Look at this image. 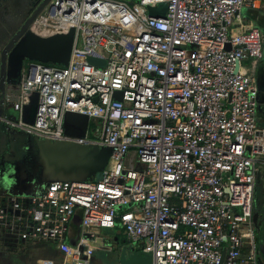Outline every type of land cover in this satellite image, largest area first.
I'll list each match as a JSON object with an SVG mask.
<instances>
[{
	"label": "built area",
	"instance_id": "2783aa9c",
	"mask_svg": "<svg viewBox=\"0 0 264 264\" xmlns=\"http://www.w3.org/2000/svg\"><path fill=\"white\" fill-rule=\"evenodd\" d=\"M160 4L165 16L151 15ZM259 8L257 0H51L31 31L74 29L69 63L26 61L5 97L16 118L0 121L111 154L100 180L1 197L3 245H52L60 254L38 264H94L97 250L113 251L99 231L120 229L129 245L151 252L152 264H264L254 234L264 180L254 73L264 31L240 29L244 10ZM68 113L88 118L83 137L66 133ZM77 210L80 232L70 244Z\"/></svg>",
	"mask_w": 264,
	"mask_h": 264
},
{
	"label": "water",
	"instance_id": "95a60500",
	"mask_svg": "<svg viewBox=\"0 0 264 264\" xmlns=\"http://www.w3.org/2000/svg\"><path fill=\"white\" fill-rule=\"evenodd\" d=\"M50 1H40L32 15L3 49L0 62L2 90L6 83L13 86L19 85L22 68L26 61L68 65L74 40V29H71L67 34L50 37H41L31 31L32 24L43 13ZM166 9V4H160L156 8H148L149 13L157 17L165 16ZM88 61L100 66L104 65L103 62H97L93 58H89ZM114 96L118 100L122 99V94L119 92H116ZM30 100L25 122L33 124L37 111L38 94L33 93ZM0 114L3 115L2 110ZM72 122L77 124L74 131L70 127ZM87 125L88 118L86 116L73 113L66 115L65 129L67 134L83 137ZM33 140L35 143H32L30 149L35 145L37 154L28 161L26 160L25 164L23 161L16 162L17 167L15 166L17 170L15 178L19 179V176L23 178V182H17V184L23 183L25 188L21 191L13 190L12 194L38 195L43 192L47 184L52 182H85L94 177L96 180H100L111 154L110 148L97 145L83 146L72 142L50 141L36 136ZM16 187L19 188L18 185ZM31 188L34 189L31 190ZM255 220H257V216ZM118 244L120 245L118 247L120 264H152L151 257L129 245L127 241Z\"/></svg>",
	"mask_w": 264,
	"mask_h": 264
},
{
	"label": "rangeland",
	"instance_id": "374dc122",
	"mask_svg": "<svg viewBox=\"0 0 264 264\" xmlns=\"http://www.w3.org/2000/svg\"><path fill=\"white\" fill-rule=\"evenodd\" d=\"M41 0H0V62H1V53L3 49L7 46L10 40L14 35L21 29L25 21L29 18V15L37 7L38 3ZM136 1V0H130ZM264 10V6H263ZM255 77L260 84V99L261 103L264 106V58L257 65L255 69ZM9 89V88H8ZM6 87L1 91V77H0V108L1 104L4 106V100L9 92ZM12 119H15L12 116ZM8 125V126H7ZM7 125L0 128V199L3 196V193L9 191V187H16L18 184V178H15L16 163L8 164L7 162H12L16 158L20 159V162H24L31 157H28V151L23 152V150L13 147V144L16 142L15 129L16 127L7 123ZM20 139V138H18ZM33 144L35 143L32 138ZM32 157L37 154L36 146L31 149ZM16 166V167H15ZM30 172V170H29ZM4 180H7L6 182ZM9 180V181H8ZM6 195V194H5ZM254 214L257 216V224L261 225V236L264 240V180L260 183L257 188L255 203H254ZM80 230L78 231L79 234ZM112 230H100L98 235L107 242L108 240L112 241L114 249L111 252H105L102 249H99L95 252L93 256L94 264H120V245L118 242L122 243L124 241V235L117 234L119 238L116 241V237L109 238V234ZM116 232V231H115ZM118 233V232H117ZM109 244V243H107ZM33 250V251H32ZM32 251V252H31ZM30 252V253H29ZM148 256L151 257V252H147ZM39 251L36 248H31L29 250L21 249L15 250L3 245L0 239V264H20L19 261L26 263L27 259L31 261L32 257L36 258L39 256ZM18 258L21 260H15ZM27 264V263H26ZM31 264V263H29Z\"/></svg>",
	"mask_w": 264,
	"mask_h": 264
},
{
	"label": "crops",
	"instance_id": "0c3cea01",
	"mask_svg": "<svg viewBox=\"0 0 264 264\" xmlns=\"http://www.w3.org/2000/svg\"><path fill=\"white\" fill-rule=\"evenodd\" d=\"M257 3L260 7L258 10L245 9L244 12L242 13V20L240 23L241 24V27H240L241 30H246V29H249L252 27H259L264 31V10H263L264 0H257ZM6 87H7V89L9 88L8 91H10V89H13L12 85L7 84V83L4 85V89H6ZM3 90L1 87V91H3ZM10 106H11L10 104L5 105V100H4V106H2V104H1L0 111L2 110L3 115L8 116L9 118H12V116H14V118H16L15 113L13 111H11ZM0 115H2V114H0ZM259 122L262 125L264 124V112H262L261 110H260V115H259ZM5 125H7V122L0 121V128H2V126H5ZM15 135H16L17 139H16L15 144H13V147L19 148V149L23 150V152L28 151L29 147H31V145L33 143L32 138H34L35 136L33 134L25 131V130L18 129V128L15 129ZM18 138H20V139H18ZM18 161H20V159L16 158L12 162H7V163L12 164V163H16ZM4 181L6 182L7 180H4ZM9 188L12 190L10 191V189H9V191L4 192L3 196H7V195L9 196V195H11V192H13V190H19L17 188L14 189L13 187H9ZM19 191H21V190H19ZM18 194H21V193H18ZM78 231H79V228H78V230H73L68 234L67 240L70 244L76 243ZM124 233L125 232L120 230V229L112 230V232L109 234V238L111 239L112 237H116L115 240L118 241L119 238L117 237V234H122V235H124V241H126V235ZM103 241L104 240L102 239V242ZM107 243H109V244H107ZM105 244L114 249V245L112 244V241L108 240L107 242H105ZM35 248L39 251L40 254L36 258H34L35 256L32 257L30 262H28L30 259H27L26 260L27 264H29V263L38 264V261L40 259H43V258H51V259H59L60 258V254L57 253L53 249L52 245L40 246V247H35ZM14 259L15 260H21L18 258H14ZM19 262H20V264H24L23 261H19Z\"/></svg>",
	"mask_w": 264,
	"mask_h": 264
},
{
	"label": "flooded vegetation",
	"instance_id": "af4514ba",
	"mask_svg": "<svg viewBox=\"0 0 264 264\" xmlns=\"http://www.w3.org/2000/svg\"><path fill=\"white\" fill-rule=\"evenodd\" d=\"M40 4V2L38 3V5ZM37 5V6H38ZM32 13H33V11H32ZM32 13L29 15V17L32 15ZM26 22V21H25ZM260 85V84H259ZM261 87V86H260ZM261 89V88H260ZM261 91V90H260ZM260 99V98H259ZM260 101H261V99H260ZM260 110L262 111V112H264V106L262 105V103L260 102ZM32 150L30 149V147H29V151H28V157L30 158V157H32ZM25 181V180H24ZM20 182H23V178H22V176H19V180H18V183H20ZM18 186H19V188L18 187H13L14 189H19V190H24L23 188H25L24 186H23V183H21V184H18ZM12 187V186H11ZM22 187V188H21ZM32 189H34V188H31V190ZM12 189H10V191H11ZM255 218H256V215L254 214V234H255V240H256V245H257V251H258V253H259V255H260V258H261V260H262V262H264V240H263V237L261 236V225H259V224H257L256 226H255V223L257 222V220H255ZM118 243H120V242H118ZM117 243V244H118Z\"/></svg>",
	"mask_w": 264,
	"mask_h": 264
},
{
	"label": "trees",
	"instance_id": "16d2710c",
	"mask_svg": "<svg viewBox=\"0 0 264 264\" xmlns=\"http://www.w3.org/2000/svg\"><path fill=\"white\" fill-rule=\"evenodd\" d=\"M81 216H82V211L77 210V212L74 216V219L72 220L71 225H70V232L73 230H78V228H80Z\"/></svg>",
	"mask_w": 264,
	"mask_h": 264
}]
</instances>
